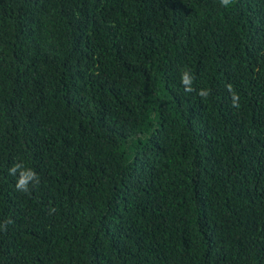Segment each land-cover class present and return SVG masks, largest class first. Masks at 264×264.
Masks as SVG:
<instances>
[{"label":"trees","instance_id":"16d2710c","mask_svg":"<svg viewBox=\"0 0 264 264\" xmlns=\"http://www.w3.org/2000/svg\"><path fill=\"white\" fill-rule=\"evenodd\" d=\"M0 264H264V0H0Z\"/></svg>","mask_w":264,"mask_h":264},{"label":"clouds","instance_id":"9594fccd","mask_svg":"<svg viewBox=\"0 0 264 264\" xmlns=\"http://www.w3.org/2000/svg\"><path fill=\"white\" fill-rule=\"evenodd\" d=\"M232 3V0H220V5L224 8H227ZM194 77L188 70H184L181 74V84L185 87L186 92H193L194 89L192 87ZM227 89L230 93H232V100H233V107H239V96L233 91V87L231 84L227 85ZM209 90L201 89L198 92L200 97L206 98L209 95ZM21 164H16L8 170V174L10 176H16L17 172H19V176L16 182V189L20 192L27 193L29 191V184L30 183H39V178L34 170L26 169L21 170ZM11 221H9L10 223Z\"/></svg>","mask_w":264,"mask_h":264}]
</instances>
